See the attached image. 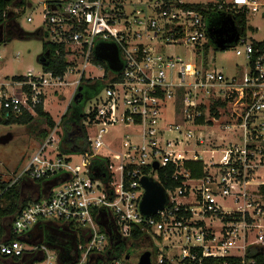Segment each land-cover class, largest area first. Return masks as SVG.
<instances>
[{"label":"built area","instance_id":"1","mask_svg":"<svg viewBox=\"0 0 264 264\" xmlns=\"http://www.w3.org/2000/svg\"><path fill=\"white\" fill-rule=\"evenodd\" d=\"M136 5L140 8L131 9ZM212 6V13L231 18L235 25V15L242 13L264 17L261 0H217ZM42 12V33L58 46L52 58H63L67 68L61 76L42 68L37 75L29 70L22 82H0V121L24 113L35 116L52 89L73 88L69 107L82 78L102 81L104 87L84 120L96 130L91 141L87 138L91 159L107 163L92 171L83 158L82 172L70 157L51 156L57 125L13 172L4 191L55 179L43 198L29 202L14 217L9 238L0 243V256H41L36 264H105L109 258V264H130L127 254L111 257L112 248L116 240L132 239V232L140 230V239L150 240L160 256L156 264H258L247 254L260 248L264 255V206L252 199L250 190L253 177L264 170V50L240 36L232 48L237 58H244L246 69L235 74L242 68L236 66L226 74L213 67L209 18L172 1L58 0ZM99 44L117 47L120 72L97 59ZM169 47L193 56L167 55ZM116 126L139 132L134 138L124 135L120 151L95 154L93 148L103 147L104 135ZM215 126L232 130L231 140L207 131ZM203 154L211 155L208 162ZM215 155L220 159L215 161ZM190 162L203 164L201 177H192ZM168 167L180 186L165 189V208L146 217L140 210L145 194L141 180L159 182L158 172ZM258 186L264 187V181ZM42 228L72 242L73 249L64 253L33 243Z\"/></svg>","mask_w":264,"mask_h":264},{"label":"rangeland","instance_id":"2","mask_svg":"<svg viewBox=\"0 0 264 264\" xmlns=\"http://www.w3.org/2000/svg\"><path fill=\"white\" fill-rule=\"evenodd\" d=\"M49 1L54 0H26L27 5L25 9V13L17 19L16 23L19 25V28L26 33L33 34L37 30L44 28V20H43V9ZM264 4V0H261ZM184 4H200V5H209L215 4L217 0H181ZM139 9L140 6H133L131 9ZM22 10H19L16 5L10 8V12H14L15 14H21ZM28 18H31L33 21L28 22ZM248 27H254L256 30H248L247 32V41L252 42H264V18L260 14H253L248 18ZM7 30H9V34H17L19 33V29L15 26H11L9 28H3L4 36L7 34ZM48 43V39L44 37L42 40H20L18 38L11 39L7 42L0 41V54L2 55V60H0V82H9L13 84L15 77H25L27 76L29 70L33 72V74L37 75L42 71V59L39 58L42 55L43 45ZM156 46H160L158 42ZM214 48V46H213ZM214 50V49H212ZM212 60L213 67H216L220 70H223L226 74L230 72L236 66H242L241 69L235 70V74H241L244 69H246V64L244 58H237L236 53L233 48H229L225 51H212ZM167 55L176 54L181 56L182 58L191 60L192 53L186 52L183 48H172L169 47L166 51ZM69 80L72 81L73 78L69 77ZM16 88V86H14ZM72 87H62L57 89H52L46 94V104L45 110L48 112L53 120L58 125L55 141L60 144L64 141L67 134L72 133L74 129V124L69 121L70 114L65 115L67 111V107L70 103L72 97ZM16 95H19L20 92L15 91ZM96 104V98L89 99L86 102L84 107V115L87 116L89 110ZM170 115H168L169 117ZM170 119V117H169ZM171 120V119H170ZM222 126V124H221ZM221 126H215L207 129V131H214L215 136L223 137L225 141H230L232 134V130H223L220 128ZM83 127L85 129V136L83 135L79 138V142L82 144L91 141L95 136V128L88 124L87 120L83 121ZM46 126L39 121L34 122L30 126H22L19 124H11L7 125L4 122L0 121V138L6 135H12V140L7 144H2L0 142V207L6 208L5 197H2V193L4 192V187H6L10 180L12 170L20 169L23 165H25L30 156L34 155L38 146L41 144V138L39 135L46 130ZM77 131V132H76ZM75 133L79 137L81 135L80 130H76ZM225 131V132H224ZM139 129L134 127H124V126H116L108 129L107 133L103 137L104 146L103 147H94L93 152L97 155L108 156L109 154L115 153L113 150L120 151V144L124 135L128 134L129 136L137 135ZM228 142H224L225 145ZM214 144H217V141L213 140ZM221 143V142H220ZM42 145V144H41ZM111 146V148H109ZM219 150L224 149V146L219 145ZM112 150V151H111ZM200 151L203 148L199 149ZM61 153L59 147L53 148V154L51 156H56ZM204 159L208 162L211 158L209 154H203ZM25 159V160H23ZM72 165L80 166L82 168V172L85 171V166L83 163V156L80 154H74L71 156ZM220 159V155H215V161ZM23 160V163H22ZM259 171V170H258ZM15 172V171H14ZM260 176L253 177L254 184L251 186L250 190L252 193V199L261 206H264V187H259L260 182L264 181V170L259 172ZM44 186V185H43ZM46 187V185H45ZM43 188V187H42ZM46 189V188H45ZM48 189V186H47ZM41 188L37 186L31 185L30 189H22L21 185L16 186V192H20L21 195L25 199H29L32 197H37V193ZM117 190V189H116ZM119 190H117L118 192ZM23 199V198H22ZM224 207L233 206L231 203H223L220 202ZM264 211V207H263ZM264 219V214H263ZM264 221V220H263ZM0 226L3 229V238L0 240L8 238L9 235V227L4 220H0ZM31 228L29 229V231ZM43 240L41 237L37 235V238L34 239L35 244H41ZM127 249H131V259L129 261L130 264H137L139 257L142 253L146 251L151 252V264H156L157 260L160 259L158 253H156L155 246L152 245V242L147 238H142L140 240H132L127 239L124 241ZM178 254V253H176ZM34 256L25 255L20 258V264H36L37 260L40 259ZM0 264H13L8 259L0 256Z\"/></svg>","mask_w":264,"mask_h":264},{"label":"trees","instance_id":"3","mask_svg":"<svg viewBox=\"0 0 264 264\" xmlns=\"http://www.w3.org/2000/svg\"><path fill=\"white\" fill-rule=\"evenodd\" d=\"M58 0L49 1L48 4L53 3ZM166 2L172 1L177 2V5L181 6L184 9L187 10H195L197 12H200L204 16H206L208 19V22L215 19L218 15L215 13H212V5H200V4H180L178 3L179 0H165ZM22 10L21 14H15L14 12H10V8L12 6H15ZM27 2L26 0H0V27H11L15 26L19 29V33L17 34H9L7 33L4 37L2 42H7L11 39L18 38L20 40H42L44 39V35L42 33V30H37L35 33L30 34L26 33L23 30H21L16 23L17 19L20 18L22 14L25 13ZM212 17V18H211ZM235 22L237 27L239 28L241 32V36L243 38L247 37L248 30H253L248 27L247 25V16L245 13H242L240 15H235ZM254 31V30H253ZM255 49L264 50V42H252ZM57 45L45 43L43 45L42 55L39 59L43 60V69L45 72H51L55 76H61L64 74L67 63L66 61L62 59H53L52 54L54 50L57 48ZM215 52L220 51L216 48H213ZM63 51V49H62ZM64 52V51H63ZM49 53V59H43L44 54ZM24 80V77H15L14 81L16 82H22ZM104 84L102 81H91L86 80L85 78H82L81 84L79 86V89L76 93V96L71 103V105L68 107V110L66 114L63 116L65 118L67 114H70L69 121L74 124V126H79V123L84 119V107L86 105V102H88L89 99L94 98L97 96L101 90L103 89ZM44 100V97H42ZM39 121L40 123H43L44 126H46V130H44L39 137L41 138V141L46 140V138L49 136L51 131L56 127V123L54 122L51 115L44 110L43 104H39L36 109V115L31 116L28 113H24L23 115L19 116L18 118L15 117H9L4 121L5 124L11 125V124H19L23 126H30L34 122ZM84 161L86 164H92V171L94 170H103L104 166L107 163V160L102 158H95L91 159V154L88 149H86L84 152ZM187 168L191 171L192 177L199 178L202 176V170H203V164L200 162L197 163H188ZM173 173V169L168 167L161 169L158 172V181L164 186L167 190H172L180 186V183L174 181L171 179V175ZM55 179H48V180H40L36 181L35 183L41 188L39 191L40 195L42 196L44 193H47V189H45L47 186H50L53 184ZM44 185V186H43ZM46 185V187H45ZM43 187V188H42ZM7 188L4 187V191ZM21 193L16 192V186H13L12 188L8 189L6 192L2 193V197H5V200L7 201V207L1 208L0 207V220H4L9 229L12 225V220L14 217L20 212V210L27 205L29 202L33 201L32 198L29 199H22ZM0 226V240L3 238V229ZM54 230L53 233H51L47 238L43 240V244L53 248V249H62L64 253L70 252L73 248L72 242H64L56 239L54 237ZM132 240H139L143 232L140 230H135L132 232ZM3 242V241H2ZM6 242V241H5ZM1 243V241H0ZM113 253L111 257H121L124 254L131 255L132 251L131 249H127L126 244L121 240H116V242L113 245ZM247 257L253 258L257 261L258 264H264V255L261 252L260 248H252L248 251ZM7 258V257H4ZM11 259V258H10ZM19 258H12V260H16ZM109 260L105 264H109ZM168 264V263H164Z\"/></svg>","mask_w":264,"mask_h":264},{"label":"water","instance_id":"4","mask_svg":"<svg viewBox=\"0 0 264 264\" xmlns=\"http://www.w3.org/2000/svg\"><path fill=\"white\" fill-rule=\"evenodd\" d=\"M223 16H217L208 23V35L214 47L220 51L232 48L238 42L241 36L239 28L231 20L227 18L223 20ZM3 26L0 27V41L3 40ZM95 55L97 59L108 64L111 71L118 73L122 70V64L119 59V51L114 45L99 44L96 47ZM43 59H49V53L44 54ZM43 65V61L41 62ZM12 135H6L0 138L2 144H7L12 140ZM158 164L154 165V170H158ZM142 187L145 190L143 200L140 205L141 213L146 216H153L157 212L163 210L168 203V196L162 184L155 181L151 177H144L141 180ZM56 249V248H55ZM131 255L126 256L129 260ZM138 264H151V252L146 251L141 254Z\"/></svg>","mask_w":264,"mask_h":264},{"label":"crops","instance_id":"5","mask_svg":"<svg viewBox=\"0 0 264 264\" xmlns=\"http://www.w3.org/2000/svg\"><path fill=\"white\" fill-rule=\"evenodd\" d=\"M179 2H181V0H179ZM182 3V2H181ZM182 4H184V3H182ZM210 5H212V4H210ZM251 15H253V14H250V15H248L247 16V22H248V18L251 16ZM264 18V17H263ZM248 24V23H247ZM251 29H253V30H256V28H254V27H251ZM9 33V32H8ZM15 39V38H14ZM246 39H247V37H246ZM253 42V41H252ZM254 42H256V41H254ZM39 61H40V59H39ZM41 62V61H40ZM42 68H43V65H42ZM229 74H231V73H234V68L230 71V72H228ZM45 104H46V101H45ZM44 110H45V105H44ZM46 111V110H45ZM5 120H3L2 122H4ZM55 122V121H54ZM23 126V125H22ZM76 130H80V133H81V135L78 137L77 135H76V133H75V131ZM77 132V131H76ZM85 136V129H84V127H83V119H82V121L79 123V126H74V129H73V131H72V133H70V134H67V136H66V138L64 139V141L63 142H61L60 144H58L56 141H55V143H54V145H53V147L51 148V154H53V148L54 147H59V149H60V151H61V153H59V154H57V155H65V156H68V157H70L71 158V156L72 155H74V154H80V155H82L83 156V158H84V154H83V152L86 150V149H88V144L87 143H80L79 142V138H81L82 136ZM56 138V137H55ZM56 140V139H55ZM45 140H43V141H41V144L44 142ZM41 144L37 147V148H39L40 146H41ZM33 156V155H32ZM32 156H30V158L32 157ZM29 158V159H30ZM23 160H25V159H23ZM23 160H22V163H23ZM17 169H14V170H12V171H10V172H12V174H13V172L14 171H16ZM12 174H11V176H12ZM18 185H21L22 186V189L24 190L25 188L27 189H30L31 188V185H33V186H37V187H39L35 182H26V183H20V184H18ZM17 186V185H16ZM46 189H47V187H46ZM49 186H48V189H47V193H48V191H49ZM35 193H37L36 195H37V197H32V200H38V199H40V198H43L46 194L44 193L42 196L40 195V193H39V191L38 192H35ZM21 198H23V199H25L24 197H23V195L21 196ZM28 199V198H27ZM5 202H6V204H7V201L5 200ZM13 221V220H12ZM10 229H11V227H10ZM10 229H9V231H10ZM50 231V230H49ZM51 232V231H50ZM52 233V232H51ZM7 237H8V234H7ZM9 238V237H8ZM8 238H6V239H8ZM24 237L22 236L21 237V239H23ZM6 239H3V241H5ZM43 242V241H42ZM128 255V254H127ZM29 256H31V255H29ZM6 259H8L9 261H11L13 264H20V258L19 259H17V261L16 260H12V258L10 259V258H6Z\"/></svg>","mask_w":264,"mask_h":264},{"label":"flooded vegetation","instance_id":"6","mask_svg":"<svg viewBox=\"0 0 264 264\" xmlns=\"http://www.w3.org/2000/svg\"><path fill=\"white\" fill-rule=\"evenodd\" d=\"M7 28H9V27H7ZM7 33L9 32V30H7L6 31ZM85 118V117H84ZM84 120V119H83ZM36 233H37V235L39 236V237H41V240H44L45 238H47L50 234H51V232L49 231V229L48 228H42V229H38L37 231H36ZM54 237L56 238V239H58V240H60V241H62L63 240V237L61 236V235H59V234H54ZM143 254V253H142ZM141 256V255H140ZM140 258V257H139ZM130 259H131V257H130ZM139 261V260H138ZM138 264V263H137Z\"/></svg>","mask_w":264,"mask_h":264}]
</instances>
